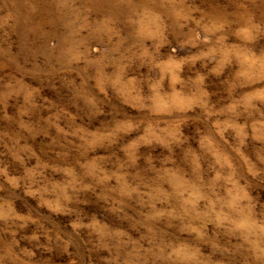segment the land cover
<instances>
[{"label":"rangeland","instance_id":"rangeland-1","mask_svg":"<svg viewBox=\"0 0 264 264\" xmlns=\"http://www.w3.org/2000/svg\"><path fill=\"white\" fill-rule=\"evenodd\" d=\"M0 264H264V0H0Z\"/></svg>","mask_w":264,"mask_h":264}]
</instances>
